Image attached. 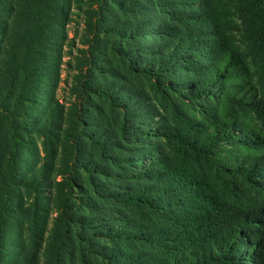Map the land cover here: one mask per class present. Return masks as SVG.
Wrapping results in <instances>:
<instances>
[{
  "label": "rangeland",
  "instance_id": "374dc122",
  "mask_svg": "<svg viewBox=\"0 0 264 264\" xmlns=\"http://www.w3.org/2000/svg\"><path fill=\"white\" fill-rule=\"evenodd\" d=\"M1 13L0 89L11 93L0 102L8 101L6 112L16 113L27 129L13 171L16 184L5 194L3 264H122L118 259L128 254L143 264L170 258L180 247L177 238L190 230L193 210L184 189L163 195L154 208L125 202L141 187L151 193L158 187L135 179L138 171L156 168L165 154L184 169L193 167L191 150L180 149L170 133L185 130L188 137L231 118L264 131L262 119L246 107L226 95L211 97L219 83L209 90L214 94L198 97L182 88L197 80L196 54L188 52L189 59L165 71L157 65L159 53L174 43L181 47L188 27L214 21L246 68L244 80L264 99V15L256 0H1ZM27 43L32 50L17 63L19 79L12 86L2 64L4 45L15 61ZM199 54L200 63H210ZM27 61L41 66L37 77L25 76ZM5 117L0 110V120ZM236 147L223 144L202 155L197 169L209 181H223L226 173L219 174L218 166L233 165ZM83 214L98 220L87 219L78 231ZM94 223L102 231L108 223L156 233L158 244L105 238Z\"/></svg>",
  "mask_w": 264,
  "mask_h": 264
},
{
  "label": "trees",
  "instance_id": "16d2710c",
  "mask_svg": "<svg viewBox=\"0 0 264 264\" xmlns=\"http://www.w3.org/2000/svg\"><path fill=\"white\" fill-rule=\"evenodd\" d=\"M256 5L260 15H264V0H256ZM1 16L0 0V28ZM187 20L196 19L195 16L188 15ZM179 41L182 43L181 47L174 43V47L167 46L169 51L159 53L161 59L157 65L162 68L173 66L178 59H189L188 52L196 54L199 59L192 58L191 63L196 66L194 73L197 80L183 84L182 88H192L194 96L198 97L203 93L214 94L209 90L211 86L219 83L220 88L216 90L218 95L211 97L226 95L225 98L229 102L246 107L262 119V131H264V99L260 98L251 82L244 80L246 68L239 65L237 53L227 45L226 35L218 29L217 24L214 21H210L206 26L195 23L192 27H188ZM4 47L8 55L3 58L2 64L8 66V78L14 86L19 79L15 73L17 63L29 57V50L32 49L30 43H27L25 51L21 49L23 53L21 59L14 61L10 57L8 45L5 44ZM203 52L205 56L210 57L209 64L199 62L202 57L199 53ZM185 68L190 69V64H186ZM23 69L25 76L29 78L31 74L37 77L42 68L37 63L32 64L27 61ZM30 89H35L34 85H31ZM10 93V87L6 91L1 87L0 99H6L4 94ZM102 95L108 96L103 92ZM7 102H0V110L6 116L4 118L6 124H2L4 120H0V200L1 198L5 200L0 204V264H3L6 248L1 230H7L8 226L3 218L9 217L7 215L9 209H6L9 203L8 199H5V194L16 184L13 179L14 166L25 148L22 138L27 130L17 121L16 113L13 114L11 111L10 116L6 112L12 108L11 105L6 106ZM3 126H6L4 134ZM187 134L188 132L184 130L166 136L176 141L180 149L191 150L193 167L184 169L182 165L173 163L167 154L162 155L156 161V168L140 170L135 177L139 182L145 178L155 181L158 184L157 189L151 193L147 188L144 187V191L141 187L129 193L125 201L128 204L132 202L154 208L158 207L157 204L163 195L180 189L186 192L184 198L189 200L188 206L193 210L190 230L187 235L177 238L180 247L172 251L170 258L153 264H245L246 262L264 264V134L248 124H243L237 118H231L226 122L216 121L195 135L186 137ZM223 144L236 145L237 157L233 165L228 164V161L219 164V174L226 173L223 181L218 182V177L214 179L215 182L209 181L202 169L200 171L197 169L200 168V157L214 152L213 150ZM109 195L107 193L104 196ZM88 207L93 210L99 209L94 204ZM91 216L87 217L83 214L82 220L78 222L81 224L78 231L84 230L87 219L90 218V221L94 219L92 223L98 220V217L95 219L93 215ZM94 224L97 226L96 223ZM103 228L104 231L97 226L96 232L103 234L105 238L120 237L125 240H145L152 246L158 244L156 233L137 234L132 232L131 228V231H126L123 225L115 226L108 223H105ZM111 251H105V254L111 257ZM125 256L120 257L118 261L122 264L125 262L143 264L142 261H137L135 254ZM109 260L117 263L112 257Z\"/></svg>",
  "mask_w": 264,
  "mask_h": 264
}]
</instances>
